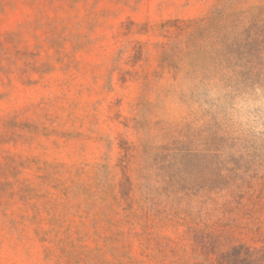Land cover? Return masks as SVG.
<instances>
[{
  "label": "rangeland",
  "instance_id": "374dc122",
  "mask_svg": "<svg viewBox=\"0 0 264 264\" xmlns=\"http://www.w3.org/2000/svg\"><path fill=\"white\" fill-rule=\"evenodd\" d=\"M212 81L264 83V0H0V264H264Z\"/></svg>",
  "mask_w": 264,
  "mask_h": 264
},
{
  "label": "clouds",
  "instance_id": "9594fccd",
  "mask_svg": "<svg viewBox=\"0 0 264 264\" xmlns=\"http://www.w3.org/2000/svg\"><path fill=\"white\" fill-rule=\"evenodd\" d=\"M198 104L215 112L234 131L264 138V83L226 88L218 82H208L201 86Z\"/></svg>",
  "mask_w": 264,
  "mask_h": 264
}]
</instances>
